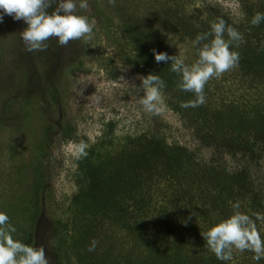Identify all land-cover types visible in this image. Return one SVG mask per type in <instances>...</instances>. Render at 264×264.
Here are the masks:
<instances>
[{"label": "trees", "instance_id": "obj_1", "mask_svg": "<svg viewBox=\"0 0 264 264\" xmlns=\"http://www.w3.org/2000/svg\"><path fill=\"white\" fill-rule=\"evenodd\" d=\"M237 1V21L207 0H146L147 17L134 7L126 14L119 4L114 8L121 15L107 16L119 57L141 76L164 80L166 105L211 154L206 161L196 150L146 135L116 151L89 150L80 180L85 191L74 194L71 219L51 228L54 264H264L250 251L218 260L201 235L229 218L236 202L253 219V213L264 215V22L251 24L264 13V0ZM217 18L244 37L231 48L240 54L239 66L208 82L204 105L182 108L194 95L177 87L171 61L156 63L152 50L173 56L186 46L191 65L198 59L192 41ZM229 159L236 164L229 166ZM256 223L262 234L264 222ZM21 239L37 248L35 228ZM93 239L99 243L89 252Z\"/></svg>", "mask_w": 264, "mask_h": 264}, {"label": "rangeland", "instance_id": "obj_2", "mask_svg": "<svg viewBox=\"0 0 264 264\" xmlns=\"http://www.w3.org/2000/svg\"><path fill=\"white\" fill-rule=\"evenodd\" d=\"M207 1L220 4L236 21L242 17L237 0ZM76 2V14L94 20L95 27L91 39L71 41L67 47L52 38L46 51L29 53L19 37L22 20L4 15L0 23V212L16 228L15 240L21 242L25 231L35 228L36 246L45 248L49 264H54L51 228L56 221L71 219L72 198L85 191L80 180L89 150L116 151L146 135L196 150L203 160L211 154L170 110L164 96L160 114L143 110L137 79L141 75L116 52L115 29L107 27V16H120L114 8L120 4L126 14L134 7L147 17L146 0H115L114 6L108 0H87L85 10L79 9L80 0ZM177 49L185 60L191 58L188 47ZM49 73L52 82L47 86L44 78ZM82 141L87 156L77 158ZM228 161L231 167L236 164Z\"/></svg>", "mask_w": 264, "mask_h": 264}, {"label": "clouds", "instance_id": "obj_3", "mask_svg": "<svg viewBox=\"0 0 264 264\" xmlns=\"http://www.w3.org/2000/svg\"><path fill=\"white\" fill-rule=\"evenodd\" d=\"M115 5V0H108ZM56 5L51 12L48 9ZM79 9L88 8L87 0H80ZM76 0H0V23L4 15L14 21H23L27 27L19 33L25 51H46L49 41L57 39L60 47H67L71 41L82 38L91 39L95 21H89L86 16L77 15ZM264 22V13H256L251 19L253 26ZM225 35L227 39H225ZM171 34H169V37ZM207 41V42H205ZM244 37L235 28L227 25L222 18L211 22L210 30L198 34L192 41L197 48L198 59L188 65L183 54L169 56L166 52L157 53L152 50L156 63L171 61L170 70L177 74V87L183 92H190L194 99L182 103V108H197L206 103L205 86L212 79L239 66L240 54L231 50L244 43ZM264 50V42L261 43ZM124 80L123 76L121 77ZM141 81L139 89L143 95L139 99L143 110L152 115L163 111L162 90L166 84L159 75L149 74L138 76ZM87 145L82 141L77 148V158L86 157ZM231 203V202H230ZM233 214L211 227L202 235L207 248L221 261H231L233 252L254 253L253 260L264 258V239L257 227L256 221L264 222V215L253 213L255 219L240 211V203L232 204ZM16 228L9 223V217L0 212V264H49L43 246L36 248L26 245L13 238ZM98 241L93 239L88 251H95Z\"/></svg>", "mask_w": 264, "mask_h": 264}]
</instances>
